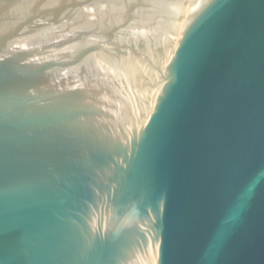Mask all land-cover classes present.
Returning a JSON list of instances; mask_svg holds the SVG:
<instances>
[{"label":"water","instance_id":"obj_1","mask_svg":"<svg viewBox=\"0 0 264 264\" xmlns=\"http://www.w3.org/2000/svg\"><path fill=\"white\" fill-rule=\"evenodd\" d=\"M0 264H264V0H0Z\"/></svg>","mask_w":264,"mask_h":264}]
</instances>
